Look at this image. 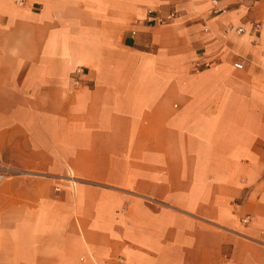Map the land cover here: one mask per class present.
Instances as JSON below:
<instances>
[{
    "label": "crops",
    "instance_id": "1",
    "mask_svg": "<svg viewBox=\"0 0 264 264\" xmlns=\"http://www.w3.org/2000/svg\"><path fill=\"white\" fill-rule=\"evenodd\" d=\"M23 1L0 0V264H264V0Z\"/></svg>",
    "mask_w": 264,
    "mask_h": 264
},
{
    "label": "built area",
    "instance_id": "2",
    "mask_svg": "<svg viewBox=\"0 0 264 264\" xmlns=\"http://www.w3.org/2000/svg\"><path fill=\"white\" fill-rule=\"evenodd\" d=\"M16 2L23 4L24 1L23 0H15ZM212 5L215 9L216 12H224L226 9L224 7H222L220 5V1L219 0H212ZM178 13L175 10H172L168 15L167 18L169 19H174L175 17H177ZM159 20L160 22H165L167 21L166 18H164L163 16L160 15H156L154 14L153 10H149V15H148V20L152 21V20ZM257 28L260 27L259 23L255 24ZM207 30V28H205ZM238 32H244L245 28L243 26H240L237 28ZM237 67L242 68L243 67V62H237L235 64ZM84 75V67L83 66H77L73 72V76H72V83L74 85H79L81 83V79L82 76ZM22 170L18 169L6 162H4L2 160V158L0 157V183L3 182L4 180L12 177L15 174H19ZM68 177L70 178V180L74 183L76 180V177L73 174H69ZM59 190V187L57 188ZM249 220L248 217L244 218L243 221L247 222Z\"/></svg>",
    "mask_w": 264,
    "mask_h": 264
}]
</instances>
